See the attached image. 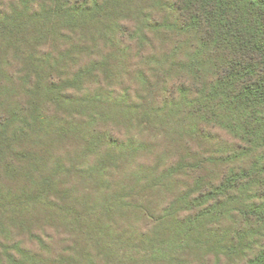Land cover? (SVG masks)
<instances>
[{"label":"trees","instance_id":"16d2710c","mask_svg":"<svg viewBox=\"0 0 264 264\" xmlns=\"http://www.w3.org/2000/svg\"><path fill=\"white\" fill-rule=\"evenodd\" d=\"M0 5V22L20 14L67 37L74 70L61 84L69 105L105 111L108 133H92L91 147L124 142L121 130L142 122L169 126L168 145L150 149L153 162L141 168L147 180L130 191L139 216L159 209L167 236L205 248L220 264H264V0ZM122 203L108 220L130 211Z\"/></svg>","mask_w":264,"mask_h":264},{"label":"rangeland","instance_id":"374dc122","mask_svg":"<svg viewBox=\"0 0 264 264\" xmlns=\"http://www.w3.org/2000/svg\"><path fill=\"white\" fill-rule=\"evenodd\" d=\"M19 15L0 22V264H220L167 236L159 209L141 217L130 202L131 189L147 180L150 149L168 145L169 126L142 122L121 130L124 142L91 147L92 133L108 131L105 111L69 105L61 84L74 70L67 37ZM122 198L130 211L108 220Z\"/></svg>","mask_w":264,"mask_h":264}]
</instances>
